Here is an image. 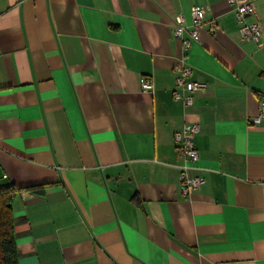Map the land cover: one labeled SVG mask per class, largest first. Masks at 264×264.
I'll return each mask as SVG.
<instances>
[{
  "label": "crops",
  "instance_id": "0c3cea01",
  "mask_svg": "<svg viewBox=\"0 0 264 264\" xmlns=\"http://www.w3.org/2000/svg\"><path fill=\"white\" fill-rule=\"evenodd\" d=\"M253 2L258 42L227 0H0V181L52 182L12 197L18 264H264ZM194 4L183 50L173 23ZM179 64L207 84L188 106L171 95ZM193 121L204 181L185 194L173 134Z\"/></svg>",
  "mask_w": 264,
  "mask_h": 264
},
{
  "label": "built area",
  "instance_id": "2783aa9c",
  "mask_svg": "<svg viewBox=\"0 0 264 264\" xmlns=\"http://www.w3.org/2000/svg\"><path fill=\"white\" fill-rule=\"evenodd\" d=\"M232 7L235 19L238 23V32L241 39L258 42L262 24L258 20H247V17L254 13L255 5L253 0H227ZM207 7L201 4H194L190 7L191 22L187 24L182 13L175 16L172 35L179 40L183 50H186L193 41H198L204 21ZM216 24L210 23V32H214ZM179 73L175 78V85L171 95L174 100H180L184 106L192 104L194 93L207 87L205 82L189 79L191 69L189 66L179 64ZM139 84L144 90H152V82L147 77H141ZM264 118V94L260 96L258 111L250 121L258 124ZM199 130V122L185 123L181 130L173 134L174 148L177 155L181 156L183 163L180 165L179 181L181 190L188 194L198 188L204 181V177L194 172L199 159V152L195 146L194 137ZM5 177V175L3 176ZM1 183V181H0Z\"/></svg>",
  "mask_w": 264,
  "mask_h": 264
},
{
  "label": "trees",
  "instance_id": "16d2710c",
  "mask_svg": "<svg viewBox=\"0 0 264 264\" xmlns=\"http://www.w3.org/2000/svg\"><path fill=\"white\" fill-rule=\"evenodd\" d=\"M52 182L16 186L11 182L0 183V264H18L19 252L15 244V228L12 215V197L22 190L42 192Z\"/></svg>",
  "mask_w": 264,
  "mask_h": 264
}]
</instances>
